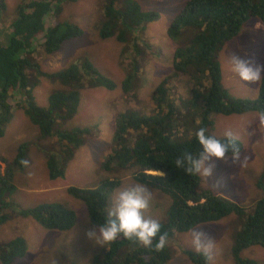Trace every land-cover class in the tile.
<instances>
[{
    "label": "trees",
    "instance_id": "obj_1",
    "mask_svg": "<svg viewBox=\"0 0 264 264\" xmlns=\"http://www.w3.org/2000/svg\"><path fill=\"white\" fill-rule=\"evenodd\" d=\"M78 1L21 0L12 11V19L7 25L9 33L0 43V137L11 120L13 103H22L40 138L57 139L62 146L64 161L73 158L75 149L83 143L90 129L55 132L53 129L57 120L65 121L77 113L80 90L84 86H100L108 90L116 87L86 59L72 63L61 71L48 73L42 71L33 58L36 47L44 56H51L65 42L82 34L75 24L52 22L53 18H59L62 4ZM119 1L122 7H117ZM5 10V0H0V14ZM150 18L156 19L157 15L144 12L137 0H105L101 17L94 26L101 40L114 38L120 45L131 46L123 52L127 57V70L121 88L127 96L131 94L140 70L137 60L141 55L139 33ZM249 19L264 24V0H186L168 26L166 35L176 42L182 31H187V41L176 46L171 63L173 77H182L190 87L187 97H179L181 101L178 99L176 103L171 94L170 79L164 78L151 93L150 101L154 109L150 115L144 116L134 110L119 112L115 118L110 152L101 163V169L106 172L133 165L136 167L133 174L135 182L145 183L169 198L167 217L161 223L162 232L168 233V240L199 225L236 215L240 219V228L231 249L234 264H257L241 254L256 246L264 249V193L249 212L210 191H199V177L177 169L174 161L186 151H199L195 133L203 127L209 134L213 128L212 116L264 112V80L259 82L255 100L229 98L222 85L217 56L226 43L240 34ZM32 70L39 77L60 80L71 89L53 92L45 108L36 106L27 75ZM237 147L240 152L238 141ZM27 151V145L20 144L12 158L0 156V225L9 220L12 206L6 197L15 189V170L22 171L26 167ZM227 156H232L231 151ZM61 163L55 155L47 156V174L51 180L64 176ZM150 170L163 175L147 176ZM120 184V179H105L97 188L70 187L67 194L84 204L89 223L98 228L106 217L108 198ZM256 187L264 191V170ZM18 215L25 218L32 216L43 228L59 232L71 230L76 223L72 210L54 204L19 210ZM26 250L23 238L0 244V263L12 264L24 257ZM185 254L194 264H207V257L201 254ZM170 259L167 246L157 252L154 248H144L121 238L107 245L101 260L93 258L89 264H167Z\"/></svg>",
    "mask_w": 264,
    "mask_h": 264
},
{
    "label": "rangeland",
    "instance_id": "obj_2",
    "mask_svg": "<svg viewBox=\"0 0 264 264\" xmlns=\"http://www.w3.org/2000/svg\"><path fill=\"white\" fill-rule=\"evenodd\" d=\"M20 1L5 0L6 10L0 14V43L5 41L9 33L8 22L12 19L14 7ZM185 1L137 0L144 12L155 13L157 18H150L143 26L144 30L139 33L141 55L137 60L140 70L138 80L128 96L123 93L121 81L127 70V57L123 52L128 51L129 45H120L114 38L101 40L94 28L101 17L105 0H79L75 4H62L59 18H53L52 22H70L77 25L82 34L65 42L51 56H44L36 47L33 58L38 61L41 70L48 73L61 71L72 63L86 59L116 87L108 90L100 86H84L80 90L77 113L65 121L57 120L53 129L55 132L90 129L89 135L75 149L73 158L69 161H64L62 146L57 139H41L38 129L27 118L24 105L13 103L11 120L0 137V156L12 158L20 144H26L28 151L26 167L22 171L15 170V189L6 197L12 206L9 220L0 225L1 245L15 238H23L27 246L25 256L12 264H89L93 258H103L107 245H102L98 239H88L87 233L97 228L89 223L84 204L69 196L67 189H94L105 179H120L121 184L108 198V210L114 194L127 184L135 182L133 174L136 167L128 165L106 172L101 169L102 159L112 146L116 115L127 110H134L144 116L150 115L154 109L150 96L157 83L164 78L170 79L171 94L174 95L171 96L176 103L179 97H187L190 87L182 77H173L171 64L176 46L188 37L187 31H182L179 41L176 42L166 35L168 26L179 14ZM122 5L119 1L117 7ZM255 23V20L249 19L240 34L226 43L217 55L221 66L222 85L231 99L255 100L258 97L259 84L241 82L230 72L226 60L235 53L253 64L264 65V24ZM27 75L33 87L34 104L42 108L47 106L48 98L53 92L71 89L60 80L39 77L34 70L28 71ZM212 120L213 128L209 135L223 139L224 133L231 130L238 138L241 151L238 159L233 160L232 156H226L225 160L217 162L210 179L199 178L198 190L210 191L250 212L264 193L256 187V182L264 170V125L258 123L257 113L228 117L215 115ZM49 155H55L62 162L63 177L55 180L48 177L46 159ZM152 191L154 200L149 214L162 223L167 217L169 198L157 190ZM50 204L62 206L75 213L76 223L71 230H48L32 216L25 218L18 215L19 210ZM197 227L215 244L212 258H207V264H234L231 249L240 228V219L232 214ZM190 235L191 230L168 240L166 246L171 259L167 264H194L185 254L197 253L191 245ZM241 256L252 259L257 264H264V249L260 247L244 250Z\"/></svg>",
    "mask_w": 264,
    "mask_h": 264
},
{
    "label": "clouds",
    "instance_id": "obj_3",
    "mask_svg": "<svg viewBox=\"0 0 264 264\" xmlns=\"http://www.w3.org/2000/svg\"><path fill=\"white\" fill-rule=\"evenodd\" d=\"M226 60L230 72L241 82L259 84L264 80V65L253 64L235 53L229 55ZM258 123L264 125V112L258 114ZM195 137L199 151H186L174 161L175 167L182 169L187 175L208 180L213 176L217 162L225 160L229 151L233 160L239 158L238 138L231 130L224 133L223 139H219L209 135L207 130L201 127ZM146 175L157 177L163 173L150 170ZM153 200V191L145 183L127 184L114 194L106 217L97 229L87 233L88 239H98L102 245H110L123 238L144 248L162 251L168 242V233L162 232L160 220L149 214ZM190 239L194 251L211 260L215 249L214 241L198 227L191 229Z\"/></svg>",
    "mask_w": 264,
    "mask_h": 264
},
{
    "label": "crops",
    "instance_id": "obj_4",
    "mask_svg": "<svg viewBox=\"0 0 264 264\" xmlns=\"http://www.w3.org/2000/svg\"><path fill=\"white\" fill-rule=\"evenodd\" d=\"M255 22H256V21H255ZM255 24H259V22H256ZM255 24H254V25H255Z\"/></svg>",
    "mask_w": 264,
    "mask_h": 264
}]
</instances>
